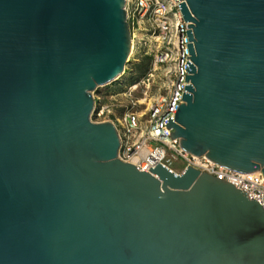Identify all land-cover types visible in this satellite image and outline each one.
<instances>
[{"label": "water", "instance_id": "obj_1", "mask_svg": "<svg viewBox=\"0 0 264 264\" xmlns=\"http://www.w3.org/2000/svg\"><path fill=\"white\" fill-rule=\"evenodd\" d=\"M183 151L264 177V0H182ZM126 0H0V264H264V208L118 158L93 92L129 58Z\"/></svg>", "mask_w": 264, "mask_h": 264}, {"label": "built area", "instance_id": "obj_2", "mask_svg": "<svg viewBox=\"0 0 264 264\" xmlns=\"http://www.w3.org/2000/svg\"><path fill=\"white\" fill-rule=\"evenodd\" d=\"M182 0H126L127 20L130 28L146 31L155 42L149 76L164 74L167 91L158 96L145 114L127 110L120 128L115 123L120 148L118 158L134 165L139 171L149 172L158 164L179 174L187 167L206 172L233 184L256 200L264 208V177L261 173L243 174L217 165L205 155L194 156L182 150L180 138L172 139L175 132L168 122L175 118L185 92L188 58L191 57L187 31L179 5ZM103 111L99 115H102ZM180 162L179 169H174Z\"/></svg>", "mask_w": 264, "mask_h": 264}, {"label": "rangeland", "instance_id": "obj_3", "mask_svg": "<svg viewBox=\"0 0 264 264\" xmlns=\"http://www.w3.org/2000/svg\"><path fill=\"white\" fill-rule=\"evenodd\" d=\"M132 34L131 51L123 73L113 82L98 87L94 92L95 108L91 120L95 123L112 122L120 128V121L127 110H136L145 114L150 104L161 94L166 93L164 74L149 76L152 66L155 42L149 34L142 40L134 39L138 28H130ZM149 70L142 74L143 69ZM103 111L102 115H99ZM181 164L176 162L174 169Z\"/></svg>", "mask_w": 264, "mask_h": 264}, {"label": "bare ground", "instance_id": "obj_4", "mask_svg": "<svg viewBox=\"0 0 264 264\" xmlns=\"http://www.w3.org/2000/svg\"><path fill=\"white\" fill-rule=\"evenodd\" d=\"M145 37H146V33L142 29H139V31L137 33H135V35H134V39H138V40H142ZM259 173H261V172H259Z\"/></svg>", "mask_w": 264, "mask_h": 264}, {"label": "trees", "instance_id": "obj_5", "mask_svg": "<svg viewBox=\"0 0 264 264\" xmlns=\"http://www.w3.org/2000/svg\"><path fill=\"white\" fill-rule=\"evenodd\" d=\"M149 59L151 60L152 58ZM148 70H149V66H146L141 73L145 74Z\"/></svg>", "mask_w": 264, "mask_h": 264}]
</instances>
